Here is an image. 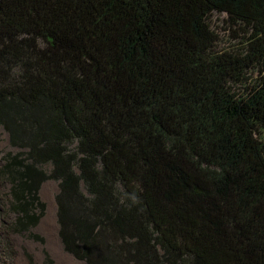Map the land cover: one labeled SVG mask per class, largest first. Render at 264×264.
I'll return each mask as SVG.
<instances>
[{"label":"trees","instance_id":"trees-1","mask_svg":"<svg viewBox=\"0 0 264 264\" xmlns=\"http://www.w3.org/2000/svg\"><path fill=\"white\" fill-rule=\"evenodd\" d=\"M0 126L19 230L52 180L86 264H264V0H0Z\"/></svg>","mask_w":264,"mask_h":264},{"label":"rangeland","instance_id":"rangeland-1","mask_svg":"<svg viewBox=\"0 0 264 264\" xmlns=\"http://www.w3.org/2000/svg\"><path fill=\"white\" fill-rule=\"evenodd\" d=\"M226 19L225 15L219 14L212 18L219 37V50L229 49L236 43L234 30L230 29ZM22 152L25 150L14 147L8 133L0 126V264H86L66 253L59 237L55 199L59 192L57 182L46 181L39 190V199L46 205L40 222L35 227L27 226V230H19V219L23 218V214L16 210L10 178L1 171L10 155ZM26 201L29 200L25 198Z\"/></svg>","mask_w":264,"mask_h":264}]
</instances>
